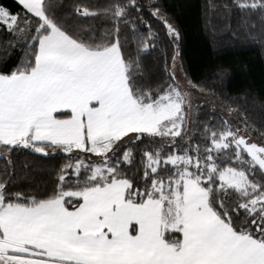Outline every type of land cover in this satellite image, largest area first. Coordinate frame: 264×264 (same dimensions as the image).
<instances>
[{"label":"snow or ice","instance_id":"6c2138e0","mask_svg":"<svg viewBox=\"0 0 264 264\" xmlns=\"http://www.w3.org/2000/svg\"><path fill=\"white\" fill-rule=\"evenodd\" d=\"M15 3L0 5V65L21 53L0 67V264H264V130L253 141L242 113L243 128L183 137L192 90H208L181 76V33L159 4L173 54L153 89L138 56L160 37L139 0H76L71 20L54 0ZM232 6L250 32L264 26V0ZM124 31L140 36L135 56ZM18 148L65 155L50 193L13 189Z\"/></svg>","mask_w":264,"mask_h":264},{"label":"trees","instance_id":"16d2710c","mask_svg":"<svg viewBox=\"0 0 264 264\" xmlns=\"http://www.w3.org/2000/svg\"><path fill=\"white\" fill-rule=\"evenodd\" d=\"M75 2L54 0L58 5L57 14L71 20ZM84 2L90 6H103L107 0ZM154 2L180 30L181 55L177 63L183 66L182 77L208 90L207 94L195 90L202 94L200 99L205 105H192L188 110V126L183 137L192 135L199 141L205 124L219 129L223 127V120L243 128L240 122L243 113L248 124L256 130L250 133L252 140L259 143L258 132L264 130V26L257 23L256 30L250 32L245 26L244 14L232 6L233 0H139L144 21L150 23L160 37L154 47L150 45L147 51H139L138 56L141 65L138 75L142 76L138 85L153 89L167 83L165 60L173 54L163 27L149 14ZM0 5L14 13L20 10L15 0H0ZM94 23L106 21L99 19ZM137 32H144V25L139 22ZM123 36L131 42L125 46L126 51L135 56L138 52L135 42L140 36L131 31H124ZM7 38V33H0V39ZM20 56L19 51H12L11 58H6L7 62L0 67L7 71ZM229 106L238 111L229 115ZM10 158L15 167L13 189L38 198L51 192L54 171L65 162L61 152L45 157L23 148L12 151ZM3 167V161H0V168ZM126 169L129 175L134 174L133 169L127 166Z\"/></svg>","mask_w":264,"mask_h":264},{"label":"rangeland","instance_id":"374dc122","mask_svg":"<svg viewBox=\"0 0 264 264\" xmlns=\"http://www.w3.org/2000/svg\"><path fill=\"white\" fill-rule=\"evenodd\" d=\"M200 98H202V94L196 92L195 90H192L191 106L192 105H196V106L205 105V102L203 101V99H200Z\"/></svg>","mask_w":264,"mask_h":264}]
</instances>
